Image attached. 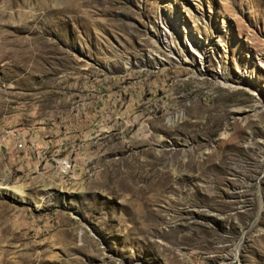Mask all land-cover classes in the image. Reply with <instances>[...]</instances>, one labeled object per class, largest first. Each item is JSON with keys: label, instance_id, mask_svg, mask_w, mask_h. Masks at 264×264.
<instances>
[{"label": "rangeland", "instance_id": "rangeland-1", "mask_svg": "<svg viewBox=\"0 0 264 264\" xmlns=\"http://www.w3.org/2000/svg\"><path fill=\"white\" fill-rule=\"evenodd\" d=\"M0 264H264V0H0Z\"/></svg>", "mask_w": 264, "mask_h": 264}, {"label": "built area", "instance_id": "built-area-1", "mask_svg": "<svg viewBox=\"0 0 264 264\" xmlns=\"http://www.w3.org/2000/svg\"><path fill=\"white\" fill-rule=\"evenodd\" d=\"M68 164V163H67Z\"/></svg>", "mask_w": 264, "mask_h": 264}]
</instances>
